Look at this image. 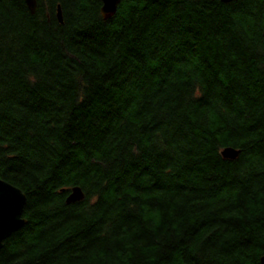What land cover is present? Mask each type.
Returning a JSON list of instances; mask_svg holds the SVG:
<instances>
[{
	"label": "trees",
	"instance_id": "trees-1",
	"mask_svg": "<svg viewBox=\"0 0 264 264\" xmlns=\"http://www.w3.org/2000/svg\"><path fill=\"white\" fill-rule=\"evenodd\" d=\"M100 7L0 0V264H260L264 0Z\"/></svg>",
	"mask_w": 264,
	"mask_h": 264
},
{
	"label": "water",
	"instance_id": "water-1",
	"mask_svg": "<svg viewBox=\"0 0 264 264\" xmlns=\"http://www.w3.org/2000/svg\"><path fill=\"white\" fill-rule=\"evenodd\" d=\"M31 14L35 12L36 0H24ZM100 15L103 20L112 18L122 0H100ZM235 0H221L223 3H230ZM57 19L62 23L61 8L58 5L56 11ZM239 150L231 147L224 148L221 156L225 160H235L239 156ZM84 193L78 186L70 188L65 202L72 204L82 201ZM26 204V196L20 189L0 180V249L4 246L5 240L14 232L21 229L26 223L23 218V210ZM260 264H264V255L260 258Z\"/></svg>",
	"mask_w": 264,
	"mask_h": 264
}]
</instances>
